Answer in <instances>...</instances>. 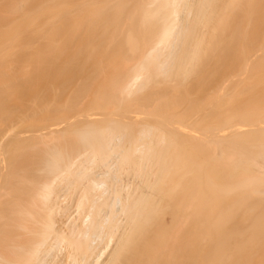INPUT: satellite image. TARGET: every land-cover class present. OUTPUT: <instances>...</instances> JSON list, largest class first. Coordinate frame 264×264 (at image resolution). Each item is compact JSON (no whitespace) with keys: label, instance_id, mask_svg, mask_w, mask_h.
<instances>
[{"label":"bare ground","instance_id":"obj_1","mask_svg":"<svg viewBox=\"0 0 264 264\" xmlns=\"http://www.w3.org/2000/svg\"><path fill=\"white\" fill-rule=\"evenodd\" d=\"M0 264H264V0H0Z\"/></svg>","mask_w":264,"mask_h":264}]
</instances>
